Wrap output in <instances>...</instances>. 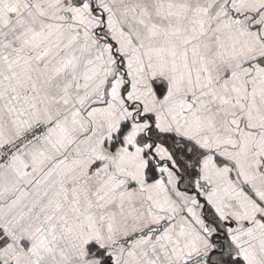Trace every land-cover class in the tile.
<instances>
[{
  "label": "snow or ice",
  "instance_id": "snow-or-ice-1",
  "mask_svg": "<svg viewBox=\"0 0 264 264\" xmlns=\"http://www.w3.org/2000/svg\"><path fill=\"white\" fill-rule=\"evenodd\" d=\"M0 264H264V0H0Z\"/></svg>",
  "mask_w": 264,
  "mask_h": 264
}]
</instances>
